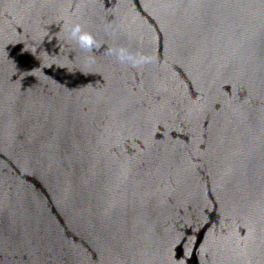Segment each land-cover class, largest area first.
Segmentation results:
<instances>
[{
    "label": "water",
    "instance_id": "1",
    "mask_svg": "<svg viewBox=\"0 0 264 264\" xmlns=\"http://www.w3.org/2000/svg\"><path fill=\"white\" fill-rule=\"evenodd\" d=\"M0 264H264V0H0Z\"/></svg>",
    "mask_w": 264,
    "mask_h": 264
}]
</instances>
